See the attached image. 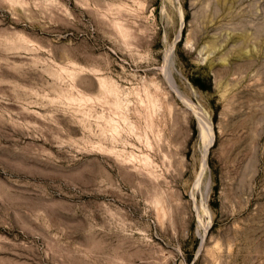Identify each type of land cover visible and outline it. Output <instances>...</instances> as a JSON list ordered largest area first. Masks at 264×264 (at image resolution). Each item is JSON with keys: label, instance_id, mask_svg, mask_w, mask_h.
Masks as SVG:
<instances>
[{"label": "rangeland", "instance_id": "obj_1", "mask_svg": "<svg viewBox=\"0 0 264 264\" xmlns=\"http://www.w3.org/2000/svg\"><path fill=\"white\" fill-rule=\"evenodd\" d=\"M0 264H264V0H0Z\"/></svg>", "mask_w": 264, "mask_h": 264}]
</instances>
